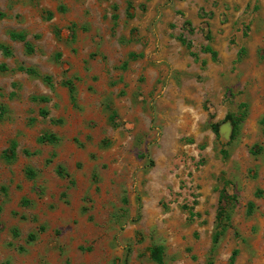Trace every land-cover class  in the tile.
Wrapping results in <instances>:
<instances>
[{
    "label": "rangeland",
    "instance_id": "obj_1",
    "mask_svg": "<svg viewBox=\"0 0 264 264\" xmlns=\"http://www.w3.org/2000/svg\"><path fill=\"white\" fill-rule=\"evenodd\" d=\"M0 13V264H264V0Z\"/></svg>",
    "mask_w": 264,
    "mask_h": 264
},
{
    "label": "trees",
    "instance_id": "obj_2",
    "mask_svg": "<svg viewBox=\"0 0 264 264\" xmlns=\"http://www.w3.org/2000/svg\"><path fill=\"white\" fill-rule=\"evenodd\" d=\"M0 14H1V13H0ZM10 37L13 38V39H18V40H20V41H23L24 44H25V46H26V48H27L28 50H31V47L29 46L28 42L26 41L25 34H23V33H21V32H14V31H12V32H10ZM180 40H181L183 43H186V46H187L188 49L190 48V44H189V42H186L184 39H180ZM3 48L6 49L5 47H3ZM205 50H206V51H209L213 56H215V51H214L210 46H206V47H205ZM190 54L196 57V53H194L193 51H190ZM20 69H21V70H24V69H25L26 71L31 72V73L34 72V70L31 69V68H23V67H20ZM70 91H72V88H71V87H70ZM227 117L230 118V115H228ZM263 120H264V119H263ZM233 122H234V125H235L236 122H235V121H233ZM212 128H213V131L215 132V134L217 135V134H218V125H217V124H214V125L212 126ZM263 133H264V129H263ZM39 140H41V141H44V140L53 141V140H55V137H53L52 135H44V136H41V137L39 138ZM7 151L10 152V156H11V157H14V156H15V143H14V142L11 143V145H10V147H9V149H8ZM7 151H6V152H7ZM5 156H6V155H5ZM8 157H9V155H7L6 158L8 159ZM249 206H252V203H251V202L249 203ZM217 234H218V233H214V234L212 235V241H213V243H215V242L217 241ZM159 248H160V246H157V245L151 247V248H150V251H151V253H150V257H151L154 261H156L157 264H164V261H163V258H162V253L156 251V249H159ZM236 252H237V250L234 249V250L232 251L231 255H230V262H231V263L233 262V259H234V256H235Z\"/></svg>",
    "mask_w": 264,
    "mask_h": 264
},
{
    "label": "water",
    "instance_id": "obj_3",
    "mask_svg": "<svg viewBox=\"0 0 264 264\" xmlns=\"http://www.w3.org/2000/svg\"><path fill=\"white\" fill-rule=\"evenodd\" d=\"M228 125H231L230 122H227L226 124L222 125L219 129V132H225L227 128H229L230 126ZM226 134V133H225Z\"/></svg>",
    "mask_w": 264,
    "mask_h": 264
}]
</instances>
